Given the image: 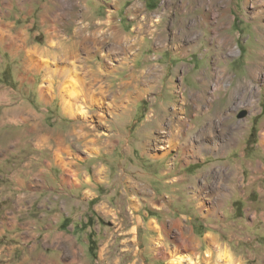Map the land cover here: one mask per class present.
I'll list each match as a JSON object with an SVG mask.
<instances>
[{
  "label": "rangeland",
  "instance_id": "obj_1",
  "mask_svg": "<svg viewBox=\"0 0 264 264\" xmlns=\"http://www.w3.org/2000/svg\"><path fill=\"white\" fill-rule=\"evenodd\" d=\"M99 32L104 43L76 36ZM136 37L126 52L118 46ZM258 62L264 0H0V208L16 193L17 139L48 132L65 151L50 160L58 167L47 168L45 157L29 167V220L43 227L52 202L49 214H69L81 232L91 226L93 264H175L183 254L215 264L217 247L233 264H264V64L251 74ZM154 65L149 85L133 81ZM27 73L32 133L33 124L20 128L8 117L17 77ZM39 93L56 97L62 122L57 109L45 117ZM172 124L173 133L184 124L187 139H170ZM231 134L235 142L224 145ZM235 169L224 195L217 188Z\"/></svg>",
  "mask_w": 264,
  "mask_h": 264
},
{
  "label": "crops",
  "instance_id": "obj_2",
  "mask_svg": "<svg viewBox=\"0 0 264 264\" xmlns=\"http://www.w3.org/2000/svg\"><path fill=\"white\" fill-rule=\"evenodd\" d=\"M17 80H20L16 89L19 95L16 94V104L10 107L8 117L11 121L16 122L17 127H28L29 124H33L29 123V110L26 105L29 103V74L19 76ZM38 95L43 101L42 110L45 112V117L47 118L50 113H53V110L57 109L54 112L55 117L62 122L60 116L62 117L63 114L60 113L58 104L54 105L56 97L49 101L48 96H44L43 93ZM45 125L47 129L51 128L50 123H45ZM171 126L170 139H187V133L183 129L184 124L180 125L178 133L177 131L173 133L175 128L173 124ZM37 128L38 124H33L29 133L36 132ZM58 138L51 139L50 133L42 132L39 138L17 139L16 141L23 144L24 147L20 146L16 155L19 157L20 164L15 175L14 189H16V193L13 204L9 209L0 208V210H4L0 215V264H93L89 237L92 232L91 226H89V232H81L82 223L69 214L65 216L49 214L52 210L50 205L52 202H48L46 206L48 211L40 215L43 227L37 226V221L29 220V208L31 207L29 189L31 178L34 176L30 174L29 167L31 165L36 167L41 157H45L42 163H45L47 168L58 167L50 161L56 154L65 151L64 139ZM13 141L15 142V140ZM53 143L54 145H51ZM23 150H26L25 160L20 157V154L23 155ZM29 150H31L30 161ZM36 174L42 175L43 170H39ZM54 188H56L55 185H48L49 191H54ZM39 194L41 196V190ZM53 197L55 199V195ZM92 238L96 241L94 236Z\"/></svg>",
  "mask_w": 264,
  "mask_h": 264
},
{
  "label": "bare ground",
  "instance_id": "obj_3",
  "mask_svg": "<svg viewBox=\"0 0 264 264\" xmlns=\"http://www.w3.org/2000/svg\"><path fill=\"white\" fill-rule=\"evenodd\" d=\"M134 9L138 12L141 8L139 7V5L138 4H135L134 5ZM261 11V10H260ZM226 15V14H225ZM219 16V15H218ZM216 18H217V16H216ZM226 18V17H225ZM204 20H205V18H204ZM219 21H220V19H219ZM162 20H160V19H158V20H156V23H157V26L158 25H160V24H162ZM221 22V21H220ZM218 23V22H217ZM220 25V24H219ZM108 26V25H107ZM145 27H139L138 29L141 31L142 29H144ZM86 27H84V28H82L81 30H83V31H85L86 32ZM149 29V28H148ZM109 30V29H108ZM163 31V30H162ZM162 31L161 30H157V31H154V33L155 34H157L158 33V38L160 39V47H165L166 46V42H167V37L165 38L164 36H162L163 34H161L162 33ZM153 32V31H152ZM220 34V33H219ZM83 35V33L82 34H77L76 36L78 37V39L79 38H81V39H83V41H82V43H84V44H87V45H89V44H98V43H104L105 41H106V39H104V34L102 33V32H99L98 34H96V35H94V34H88V35H85V37H83L82 36ZM151 35V34H150ZM217 35H218V33H217ZM221 35V34H220ZM111 36H112V34H111ZM229 36V35H228ZM119 37V36H118ZM121 37V36H120ZM138 37V36H137ZM135 38V41L133 42V43H130V41H128V39H127V41H121L120 40V42H119V47H120V49L123 51V52H126L129 48H131V47H134V46H136V44H137V42H138V38ZM219 37V36H218ZM218 37H216V38H218ZM220 38V37H219ZM229 38V37H228ZM80 39V40H81ZM109 39V38H108ZM125 39V38H124ZM123 39V40H124ZM219 42H225V37L224 36H222L221 37V39H217ZM230 42V41H229ZM89 43V44H88ZM226 43V42H225ZM231 43V42H230ZM77 45V40L75 41V44H74V46H76ZM183 47V46H182ZM179 47H177V49H178ZM232 48V47H231ZM176 49V50H177ZM233 51V50H232ZM65 52H71L70 50H67V51H65ZM76 54V53H75ZM29 60H30V63H31V65H32V63L34 62V60H33V58L30 56L29 57ZM87 60V59H86ZM263 62H258V63H255L254 64V66L252 67V71H251V74H252V76H253V78H256V72H258L260 69H261V67L263 66ZM34 65V64H33ZM219 68V67H218ZM218 68H216V69H218ZM157 70H158V67L157 66H152V67H150V68H148V69H146L144 72H143V75H141V77H138V78H134L133 79V81H137V82H143L145 85H149L150 84V79L151 78H153V76L155 75V73L157 72ZM219 70V69H218ZM221 71H222V77H224L225 76V74L227 73V69H221ZM89 77H93L94 79L98 76V74L96 73V75L94 74V72H93V70L92 71H89ZM99 77V76H98ZM219 78H220V76H219ZM252 79V78H251ZM255 81V80H254ZM205 86H207V84L209 83V81H208V79L207 80H204L203 82H202ZM251 83V82H250ZM202 84V85H203ZM224 84V83H223ZM222 83H219V82H217V84L214 86V88L215 89H220L221 87H222V85H223ZM240 86V85H239ZM242 87V86H241ZM253 91V90H252ZM66 92V91H65ZM70 94V93H69ZM248 95V94H247ZM205 96V95H204ZM254 100V99H253ZM252 100V101H253ZM252 101H251V103H252ZM250 104V103H249ZM76 110L79 112V113H81L82 115H86L87 114V111H86V109H85V107H77L76 108ZM222 121V120H221ZM212 127V126H211ZM225 127V126H224ZM230 127V126H229ZM228 127V128H229ZM234 128V127H233ZM209 129V128H208ZM212 129V128H211ZM226 130V129H225ZM262 142H263V144H264V130H263V132H262ZM237 138V137H236ZM234 136H232V134H231V136H230V139H227V140H225V143H224V145L226 144V145H230V144H232V143H234L235 142V139H236ZM223 145V146H224ZM260 168V167H259ZM255 170V169H254ZM239 177V171H238V169L236 170L235 169V171H234V173H232V175H229V177L228 176H225V178H223V181H225V183H226V185L225 184H223V182H219V184H223L224 185V187H225V189H218L217 188V190H221L220 192L221 193H223L224 195H226L228 192H231V190H232V184H231V181H233V180H235L236 178H238ZM218 202V201H217ZM215 211V209L214 208H212L211 210H209V212H214ZM183 246H184V244H183ZM217 249H218V252H217V259H216V262H215V264H233V262H234V260H233V258L231 257V255L228 253V251H226V250H222L220 247H217ZM206 256H207V258L208 259H210V258H212V254L211 253H206ZM175 264H196V262H194L193 261V259L192 258H190L189 256H187V255H179L176 259H175Z\"/></svg>",
  "mask_w": 264,
  "mask_h": 264
},
{
  "label": "trees",
  "instance_id": "obj_4",
  "mask_svg": "<svg viewBox=\"0 0 264 264\" xmlns=\"http://www.w3.org/2000/svg\"><path fill=\"white\" fill-rule=\"evenodd\" d=\"M91 222H92V219H89L88 224H90ZM90 242H91V245H90L91 255L96 256L95 253H96L97 248L95 246L97 243H96V241L92 240V235L90 237Z\"/></svg>",
  "mask_w": 264,
  "mask_h": 264
}]
</instances>
